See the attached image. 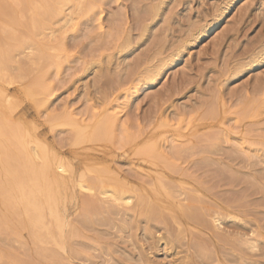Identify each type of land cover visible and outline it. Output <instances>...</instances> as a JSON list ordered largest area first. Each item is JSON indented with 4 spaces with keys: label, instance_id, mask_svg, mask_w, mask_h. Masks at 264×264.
Wrapping results in <instances>:
<instances>
[{
    "label": "rangeland",
    "instance_id": "1",
    "mask_svg": "<svg viewBox=\"0 0 264 264\" xmlns=\"http://www.w3.org/2000/svg\"><path fill=\"white\" fill-rule=\"evenodd\" d=\"M98 2L102 4L96 5V12L81 17L75 31L67 27L64 35H40L46 43L38 35L41 51L17 56V82L45 79L50 89L48 108L38 110L20 90L27 121L77 171L91 156L129 181H147L134 170L131 148L147 145L151 135L155 142L149 151L159 169L178 178L163 181L171 190L183 189V215L190 210L199 220H210L214 211L230 215L214 229L196 217L176 221L163 210L165 219L141 215L132 227L119 214L106 212L97 192L83 190L78 203L68 206L78 228L69 241L68 262L264 264V0ZM225 3L229 8L218 19V8ZM24 19L15 25L16 37L30 42ZM99 19L101 27L96 26ZM205 25L204 34L193 44L185 42L182 53L166 62L155 82L141 80L160 57L172 54ZM10 34L8 27L0 36L11 42ZM253 58L260 62L252 66ZM105 109L114 121L111 140L76 145L73 130L58 124L72 114L90 125ZM8 230L0 227V264L29 260L24 244L7 241ZM21 233L27 240V232ZM251 237L257 240L254 249L244 243ZM59 253L64 260L67 255Z\"/></svg>",
    "mask_w": 264,
    "mask_h": 264
},
{
    "label": "bare ground",
    "instance_id": "2",
    "mask_svg": "<svg viewBox=\"0 0 264 264\" xmlns=\"http://www.w3.org/2000/svg\"><path fill=\"white\" fill-rule=\"evenodd\" d=\"M98 1L100 0H0V34L8 27L11 28L9 35L11 42L3 41L0 36V227L9 229L10 237L7 241H15L26 246L29 257V260L19 259L22 260L19 262L18 259H12L10 264H70L68 257L72 248L69 241L77 234L75 229L78 228L72 224L68 206L78 203L79 193L83 190L97 192V201L106 204H103L107 209L106 212H111L113 215L119 214L130 226L135 223L134 218L141 215L146 219H149L150 215L163 219V210L172 213L176 221H178L177 218L180 219L186 215H183L186 213L182 202L184 199L179 198V195L183 194V189L179 186V189L175 187L171 190L167 185L168 181L178 178L165 174L159 169L158 159L156 160L155 155L150 152L151 146L154 148L151 144L155 142L151 135L145 139L147 145L142 147L135 144V147L131 148L132 154L136 156V161H133L134 170L138 175L146 177L147 181L143 178V180L129 181V179L122 180L110 166H103L101 161L90 155L83 159V168L77 171L71 160L54 150L52 145L50 146L37 132L36 126L27 121V113L18 98L20 90L30 101L31 107L38 110L43 106L48 108L47 93L50 89L45 79L33 77L26 83H18L16 78L19 76L14 73L17 67H15L17 56L35 54L38 49L41 51L38 35L43 37L49 35L50 38L57 32L62 35L67 27L75 31L81 17L87 18L91 16V13L96 12V5L102 4ZM164 2L165 0H157L156 3L162 5ZM228 8L229 3L219 7L215 17L220 19ZM24 13L29 14L26 16ZM22 18H25L24 22L31 31L30 33L28 29L32 36H29L30 42L16 37L15 25H20ZM217 18L211 21V24H215ZM100 21L99 19L98 25L96 23L97 27L102 26ZM206 27L207 25L200 27L172 54L160 57L141 80L146 83L147 81L155 82L164 70L166 62L175 61L182 53L184 43L192 42L193 44L197 37L204 34ZM44 39H42L43 42H45ZM62 39L64 40V37ZM260 55H264V46ZM259 58H253L250 64L256 65L260 62L257 60ZM37 95H43V98L37 100L35 98ZM108 110L105 109L103 114L100 113L103 117L95 118L97 121H93L90 125L81 123L72 114L58 124L69 126L73 130L72 143L76 145L107 140L112 136L110 135L112 133L109 134L110 128L113 131L115 129L112 113ZM49 113L47 115L51 117ZM53 122L52 126L56 124ZM163 178L169 180L164 182ZM94 195L96 196L95 193ZM92 207L95 209L96 205ZM196 214L190 210L186 216L198 218ZM228 215L230 214L214 211L210 214V220L204 217L198 220L204 227L212 226L214 229H219L223 218ZM23 230L27 232V240L22 239ZM256 241L255 237H251L244 243H247L250 249H254ZM59 252L67 255L64 260Z\"/></svg>",
    "mask_w": 264,
    "mask_h": 264
}]
</instances>
